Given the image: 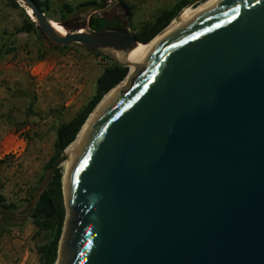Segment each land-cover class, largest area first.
Masks as SVG:
<instances>
[{
  "label": "water",
  "instance_id": "1",
  "mask_svg": "<svg viewBox=\"0 0 264 264\" xmlns=\"http://www.w3.org/2000/svg\"><path fill=\"white\" fill-rule=\"evenodd\" d=\"M18 1L51 43L129 67L139 41L127 26L62 34ZM62 194L57 264H264V0H218L157 39L98 108Z\"/></svg>",
  "mask_w": 264,
  "mask_h": 264
},
{
  "label": "rangeland",
  "instance_id": "2",
  "mask_svg": "<svg viewBox=\"0 0 264 264\" xmlns=\"http://www.w3.org/2000/svg\"><path fill=\"white\" fill-rule=\"evenodd\" d=\"M81 1L83 0H49L50 9L47 17L52 19L53 23H59L56 20H61L67 26L81 24L80 27H83L90 15L96 13L91 7L74 10L64 19H61L59 11L63 2L76 5ZM98 1L104 3L99 13L109 18L118 16L127 24L126 12L119 4V0ZM124 1L133 7L128 26L132 31L133 26L152 19L158 12L183 0ZM185 1L188 3L192 0ZM19 2L22 8L26 9L25 12L32 17V11L27 9L22 1ZM22 12L21 8L12 7L10 0H0V42L4 41L10 48L12 46L8 53L18 50L17 55L8 60L13 63L15 74L0 78V159L5 160L0 166V195L7 203L19 204L12 213L4 214L0 210V264L38 263L39 254L36 247L48 240L49 230H39L32 223L28 205L23 200L35 185L44 164L53 153L55 122L72 117L90 97V94L78 98L66 95L53 106L49 105L52 101L41 92L39 84L42 75L40 78L33 77L21 64L26 61H48L54 58L55 54L74 60L75 56H82L91 51L76 44L56 49L47 43L45 37L39 39L34 33H14L15 28L22 24ZM64 24H62L64 29L70 30ZM41 47L46 54L39 59ZM94 65L99 70L100 66ZM46 74L49 73L45 71L44 75ZM30 102L33 104L32 111L28 110ZM55 116L59 118L53 119ZM61 169L65 177L66 168L63 164Z\"/></svg>",
  "mask_w": 264,
  "mask_h": 264
},
{
  "label": "trees",
  "instance_id": "3",
  "mask_svg": "<svg viewBox=\"0 0 264 264\" xmlns=\"http://www.w3.org/2000/svg\"><path fill=\"white\" fill-rule=\"evenodd\" d=\"M35 4L45 13L47 16L48 10L50 9L49 0H33ZM187 3L183 0L170 8L163 9L158 12L152 19L140 23L137 26H133L132 31L135 34L136 39L141 42L139 45H145L150 42L156 34H158L163 28H166L174 19V16L178 11ZM119 4L124 8L127 16V24H124L122 19L118 16L106 17L99 13V10L103 8V1L98 0H83L76 5H71L67 2H63L59 11L61 19L74 10H78L81 7H91L96 13L90 15L88 19V25L93 30H101L107 26H129L131 21V16L133 14V7L130 6L124 0H119ZM10 5L15 8H21L23 13L22 24L15 28L14 33H34L37 38H44L45 36L41 33L39 27L36 25L35 21H32V17L26 13L22 8L21 3L18 0H10ZM31 11L30 8L26 7ZM31 17V18H30ZM49 18V17H48ZM60 24L61 20H56ZM59 23H54L57 26L63 28ZM64 24V23H62ZM71 31L76 30L81 24H76L74 26H67ZM46 38V37H45ZM47 39V38H46ZM48 44L56 49L66 48L70 44L81 45L78 43H70L67 45H55L51 43L48 39L46 40ZM84 46V45H81ZM86 47V46H84ZM12 48V46H11ZM10 48V49H11ZM89 51L94 54H100L92 48L86 47ZM9 50V49H8ZM9 52V51H8ZM46 52L43 51V47L39 49L38 58H43ZM105 56V55H103ZM107 57V56H105ZM109 58V57H107ZM110 63L103 66L101 73L95 81V87L93 94L88 98L85 104L67 121H60L55 128V139L53 143V153L49 156L48 160L43 166L42 173L38 176L35 185L31 188L27 197L24 198V202L30 208L31 199L34 195L36 188L40 185L45 171L50 167L53 162L60 156L62 150L69 144L72 143L76 138L77 133L82 127L88 115L91 113L96 104L101 100L104 94L118 85L120 81L126 76L129 67L120 66L111 58ZM33 104L30 102L28 110L32 111ZM54 111V110H53ZM5 162L4 159H0V166ZM62 176H64L61 167L55 170L53 178L49 182L48 186L42 192L39 197L34 209L29 214L32 223L40 229H48L49 237L48 240L36 247V251L39 254V260L37 264H55L57 257V247L59 237L62 231L63 221L65 217V208L62 194ZM19 207L16 203L5 202L2 195H0V210L4 214L12 213Z\"/></svg>",
  "mask_w": 264,
  "mask_h": 264
},
{
  "label": "crops",
  "instance_id": "4",
  "mask_svg": "<svg viewBox=\"0 0 264 264\" xmlns=\"http://www.w3.org/2000/svg\"><path fill=\"white\" fill-rule=\"evenodd\" d=\"M1 38V37H0ZM10 45L5 44V42H0V78L9 77L15 74V68L12 66L13 63L10 62L6 66L1 65L2 60H9L11 57L16 56L18 50L11 51L8 53ZM84 53V52H83ZM92 52L84 53L82 56H75L74 60H69L65 56L54 55L55 57L48 60H38L40 62L42 69V76L44 72L47 71L48 75H45V78L40 80L41 92L48 97L47 99L52 102L49 103L50 106L56 104L59 99H63L64 96L68 95L71 91L76 90L73 93V97H84L85 95L90 96L94 92L95 81L99 74L102 71L101 65L99 70H97L94 64H97L94 61V56ZM35 62V61H34ZM21 68V67H20ZM72 97V98H73ZM50 102V101H49ZM65 105H67L65 103ZM58 112V110L55 109ZM59 118L55 116L53 119ZM71 118V117H70ZM69 118V119H70ZM69 119H63L60 121H67ZM59 122H55L54 130ZM55 138V131H54Z\"/></svg>",
  "mask_w": 264,
  "mask_h": 264
},
{
  "label": "bare ground",
  "instance_id": "5",
  "mask_svg": "<svg viewBox=\"0 0 264 264\" xmlns=\"http://www.w3.org/2000/svg\"><path fill=\"white\" fill-rule=\"evenodd\" d=\"M218 0H205L203 2H201L200 4H198L197 6H188L186 8H184L180 14L175 17L171 23L164 28L160 33H158L150 42H148L145 45H139L141 42H139L134 48L133 50L130 52L128 58H129V68L131 66V73L134 70V68L136 67V65L138 64V62L140 61V59L143 57V55L145 54V52L154 44V42L159 39L164 33H166L170 28H172L174 25H176L177 23L183 21L184 19L192 16L193 14H195L196 12L202 10L203 8L216 3ZM29 14V13H28ZM30 15V14H29ZM31 16V15H30ZM34 19V18H33ZM53 26L55 27V29L60 32V33H64L65 29L61 28L59 26H57L56 24L53 23ZM129 75L130 74V69H129V74L127 75V77H125L118 85H116L115 87H113L108 93L105 94V96L102 98L103 100H101L99 102V104L95 107V109L93 110V112L89 115V117L87 118L85 124L82 126L80 132L78 133L76 139L70 143L64 150V160L62 162V164L65 166L66 168V175L64 177V180L67 176V170H68V166H69V162L72 156V152L74 150V148L80 143V141L82 140L90 122L92 121V119L95 117L98 108L105 102L107 101L114 93H116L117 91H119L120 89H122L128 79H129ZM58 263V259L56 260V263Z\"/></svg>",
  "mask_w": 264,
  "mask_h": 264
},
{
  "label": "built area",
  "instance_id": "6",
  "mask_svg": "<svg viewBox=\"0 0 264 264\" xmlns=\"http://www.w3.org/2000/svg\"><path fill=\"white\" fill-rule=\"evenodd\" d=\"M93 12H96V11H93ZM94 61L99 64V65H102V66H105L107 64L110 63V59L103 56V55H100V54H96L94 56ZM8 62L7 60H2L1 61V65H7ZM14 63L16 64V62L14 61ZM22 68L26 69L29 74H31L33 77H38L40 78L39 76L43 73L42 72V69H41V65H40V62H23L22 64ZM45 78V75L42 76V79ZM76 90V88L74 89V91ZM74 91H71L70 93H68V95H72L73 96V93ZM71 98V97H70Z\"/></svg>",
  "mask_w": 264,
  "mask_h": 264
}]
</instances>
